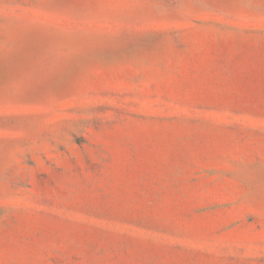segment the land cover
<instances>
[{
    "label": "rangeland",
    "instance_id": "1",
    "mask_svg": "<svg viewBox=\"0 0 264 264\" xmlns=\"http://www.w3.org/2000/svg\"><path fill=\"white\" fill-rule=\"evenodd\" d=\"M0 264H264V0H0Z\"/></svg>",
    "mask_w": 264,
    "mask_h": 264
}]
</instances>
